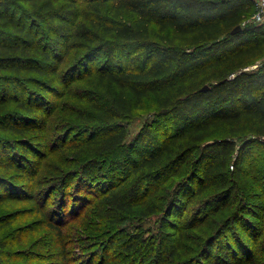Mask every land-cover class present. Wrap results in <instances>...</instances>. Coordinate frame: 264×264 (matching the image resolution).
Segmentation results:
<instances>
[{"label": "trees", "instance_id": "1", "mask_svg": "<svg viewBox=\"0 0 264 264\" xmlns=\"http://www.w3.org/2000/svg\"><path fill=\"white\" fill-rule=\"evenodd\" d=\"M254 11L252 0H0V203L35 202L26 210L54 233V264H72V245L84 264H264V166L252 160L264 145V62L247 69L264 55V28L244 24ZM79 74L99 86L54 123ZM149 98L157 115L129 141L125 121ZM58 146L70 155L48 177ZM185 165L161 230L146 235L140 222L161 210L164 185ZM209 189L194 223L234 196L243 203L188 247L163 227L176 228ZM21 211L0 213L8 263L15 241L2 233ZM243 221L238 249L227 227Z\"/></svg>", "mask_w": 264, "mask_h": 264}, {"label": "rangeland", "instance_id": "2", "mask_svg": "<svg viewBox=\"0 0 264 264\" xmlns=\"http://www.w3.org/2000/svg\"><path fill=\"white\" fill-rule=\"evenodd\" d=\"M262 27L264 28V24H262ZM101 58V57H100ZM264 62V55L258 57L254 60V63L250 65L247 69H256L262 63ZM100 61H97L95 63V67H98ZM99 86L98 79L95 75H87V74H79L75 79H73L69 86V93L68 95L60 98L61 102V113L55 114L52 121L54 123H58L64 118L67 117L68 113H70L75 107L83 106L85 104V101L92 95ZM157 107L154 99L149 98L145 101L144 107L135 110L133 113V116L130 117L125 121V124L129 130L128 134V140H132L139 131L142 129L143 125L150 119H153L157 115ZM75 131H73L74 133ZM72 133V134H73ZM60 146L55 149V152L51 154V156L48 158V160L45 162L47 163L46 172L49 177V174H54L56 165L60 162V160H65L64 162L68 161L67 158H69L70 153L66 150H61L59 152ZM252 160H255L259 165L264 166V145L263 144H255L254 146V153L252 154ZM67 167V165H64ZM190 170V167L188 165H185L183 170L169 178V180L164 185L163 190L161 193L163 194L160 198L161 203V210L149 217H144L140 223H142L143 228L146 230L145 234H156L161 230V226L163 223L162 221V215L163 210L165 207H167L168 199L172 196V191L178 188L181 179L186 175ZM42 171V170H41ZM40 172V171H39ZM193 184V190L194 185ZM185 193V190H183L180 195L183 196ZM187 192H192V190H188ZM214 193L213 189H209L205 192H199L196 193L192 200L188 203L187 210L181 215V222L178 221L177 227L172 228L169 226V221L167 223L166 220V226L163 228L165 230H174L175 233L182 232L184 234L183 236V242L187 243V246H191L195 243H200L205 239L210 233L216 231V229L219 227V225L223 222V219L228 216L229 214H233L239 207V204H242L243 201H240V197L234 196L227 207L226 210L219 213L218 215H215L214 217H209V219H204L200 223H194L197 220L196 215L199 213V209L202 203L205 202V200L209 197L210 194ZM55 194V193H54ZM52 195V197H55V195ZM54 199V198H53ZM52 199L49 200L47 203L48 207H53ZM39 202V201H38ZM251 203L249 204H258L260 201L251 199ZM15 203V204H14ZM35 204L33 201H29L28 203L16 201L11 203H0V213H4L7 211H10L11 208H13L15 211L22 210L23 217H19L16 221L13 222L12 225H10L7 230L2 233V235L10 236V240L15 241L14 246L12 247L14 254L12 255V259H10L8 263L7 258L5 257L4 252H1V261L0 264H54L52 262L54 256L51 248L53 244V232H51L48 229V226L46 224V220L44 217L36 211L35 207L29 208L30 205L32 206ZM28 207V210L26 208ZM256 208L255 210L260 211V208L258 206L253 207ZM28 211V212H27ZM253 213V212H252ZM201 215L206 214V209L203 210ZM255 219H259L257 215L251 214ZM172 218H177V216H173ZM74 222L67 224V229H69L68 233L72 236L71 239L73 240L75 244V238L76 236H73V234H77V226H73ZM129 224H132L134 227L135 224H137V219L132 218ZM248 223L246 221L238 222L235 226L229 225L227 228L229 230L230 236L227 237V239L231 240L233 246L236 248H241L242 243L240 240L238 241L239 237L236 236V233L238 231H243L244 229L248 228L246 226ZM75 225V224H74ZM23 226H29L26 227L27 230L23 232L22 227ZM69 226V227H68ZM24 229V228H23ZM264 236V234H263ZM248 237H250L248 235ZM262 237V236H261ZM18 238H22L20 241H17ZM12 241V242H13ZM74 255L76 256V259L72 261V264H84V260L86 257L81 256L82 251L81 247H73ZM55 252V251H54ZM50 254V255H49ZM77 254V255H76ZM80 256V257H79ZM83 258V261H82ZM58 262V261H57ZM55 264H65L63 261H59Z\"/></svg>", "mask_w": 264, "mask_h": 264}, {"label": "built area", "instance_id": "3", "mask_svg": "<svg viewBox=\"0 0 264 264\" xmlns=\"http://www.w3.org/2000/svg\"><path fill=\"white\" fill-rule=\"evenodd\" d=\"M252 1L255 4V11L248 19L244 21V24L246 23L264 24V0H252Z\"/></svg>", "mask_w": 264, "mask_h": 264}, {"label": "water", "instance_id": "4", "mask_svg": "<svg viewBox=\"0 0 264 264\" xmlns=\"http://www.w3.org/2000/svg\"><path fill=\"white\" fill-rule=\"evenodd\" d=\"M241 29H242V26H241V25H238V26L233 30V32L236 33V32H238V31L241 30ZM208 86H209V85L206 84V85L204 86L203 89H207Z\"/></svg>", "mask_w": 264, "mask_h": 264}]
</instances>
